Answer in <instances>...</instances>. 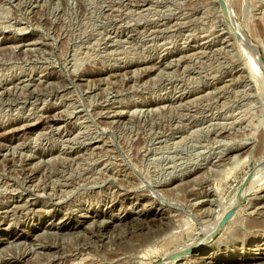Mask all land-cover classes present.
<instances>
[{"label":"rangeland","instance_id":"rangeland-1","mask_svg":"<svg viewBox=\"0 0 264 264\" xmlns=\"http://www.w3.org/2000/svg\"><path fill=\"white\" fill-rule=\"evenodd\" d=\"M227 1L0 0V264H161L238 199L264 163V0ZM255 192L179 264H264Z\"/></svg>","mask_w":264,"mask_h":264},{"label":"bare ground","instance_id":"bare-ground-1","mask_svg":"<svg viewBox=\"0 0 264 264\" xmlns=\"http://www.w3.org/2000/svg\"><path fill=\"white\" fill-rule=\"evenodd\" d=\"M227 1V0H226ZM227 5H228V9L230 12L231 17L229 19H231V27L228 28V30H230L231 35H233L234 37H237L239 43L242 45V47L244 46L252 55H256V54H260L257 46L255 45V43L251 40V38L249 37V35L247 34V32L234 20L233 17V11L231 12V7L229 5V1H227ZM227 11V10H226ZM233 14V15H232ZM235 16V15H234ZM228 18V17H227ZM236 19V18H235ZM224 20V19H223ZM230 22V21H229ZM225 23V22H224ZM229 25V23H228ZM232 36V37H233ZM245 51V50H244ZM261 56V55H260ZM259 57V56H258ZM262 60V59H261ZM260 60V61H261ZM173 62V61H172ZM254 75L257 77L258 74L256 71H254ZM253 75V76H254ZM38 88V87H37ZM57 116V115H56ZM110 141V140H109ZM21 154V153H20ZM263 163V162H262ZM259 169H263L261 172H257L254 173L256 174H252L250 182L247 184V186L245 187V189H243L242 194L239 196L238 194V199L232 204L230 205V207L227 209L223 210V212L221 214H219V216L215 219V221L213 222H209L205 224V227L203 229V233H204V238H200L199 240H196V238H193L189 241H185L184 245H180L178 247H176L174 250L172 249L171 252H169L167 254V256L165 257L164 261L161 264H174L177 263L179 264L181 261H183V259H185V257H187L189 254L194 253L195 254H199L201 250H203L202 245L204 244L203 242H205L207 239L211 238L212 236H214V234L216 232H218L221 229V226L224 225L228 219L232 216V214L234 213V211L236 210V206L239 205V203L242 201V198L245 197V194L248 195V192L252 191L253 189H255V194L257 193V191H259V189L261 188L262 184H264V163L262 164V166L260 167V165H258ZM258 169V170H259ZM257 170V171H258ZM252 173V172H251ZM261 173V174H260ZM49 176V175H48ZM257 176L259 177V179L256 180ZM25 177V176H24ZM256 177V178H255ZM66 179V178H65ZM33 181V180H32ZM66 186V185H65ZM2 190V189H1ZM35 190V189H34ZM254 192V191H253ZM259 197V196H258ZM256 198V197H255ZM254 198V199H255ZM262 198V197H261ZM62 199V198H61ZM260 201V200H259ZM221 203V202H220ZM256 204V203H255ZM227 205V204H226ZM263 205V204H262ZM259 206V205H258ZM12 207V206H11ZM220 207V206H219ZM222 207H225L222 206ZM239 207V206H238ZM223 208H221L222 210ZM260 209V208H259ZM12 210V209H11ZM219 210V209H218ZM259 211V210H258ZM227 212V213H226ZM237 212V211H236ZM262 212V210H261ZM226 213V214H225ZM218 214V213H217ZM225 214V215H224ZM235 214V213H234ZM223 215V216H222ZM204 216V215H203ZM222 216V217H221ZM206 217V216H205ZM5 219V218H4ZM225 220V222L223 223V220ZM208 220V219H207ZM66 225V224H65ZM73 225V224H72ZM78 225V224H77ZM75 227V226H74ZM160 236V235H159ZM23 237V235H19V234H15L13 236L14 240H21ZM179 238V237H178ZM144 239V238H143ZM13 240V241H14ZM148 242V241H147ZM142 243V242H141ZM24 246V245H23ZM147 246V245H146ZM177 246V245H176ZM18 250V249H17ZM148 253V252H147ZM166 255V254H165ZM196 255V256H197ZM2 256V254H1ZM123 256V255H122ZM11 258V257H10ZM189 258V257H188ZM196 258V257H195ZM190 259V258H189ZM197 259V258H196ZM200 259V258H199ZM226 259H216L215 255H208L207 257L204 258V262L205 264H224L226 261ZM258 260H264V256L261 259ZM251 261V260H250ZM2 262V261H1ZM262 262V261H261ZM184 264V262H182ZM259 263V262H258ZM264 263V262H263ZM2 264V263H1ZM204 264V263H203Z\"/></svg>","mask_w":264,"mask_h":264},{"label":"water","instance_id":"water-1","mask_svg":"<svg viewBox=\"0 0 264 264\" xmlns=\"http://www.w3.org/2000/svg\"><path fill=\"white\" fill-rule=\"evenodd\" d=\"M218 1H219V3H220V6H221V8H222V11H223L224 13H226V5H225V3H224V0H218ZM225 220H226V219L223 220V223L225 222Z\"/></svg>","mask_w":264,"mask_h":264}]
</instances>
